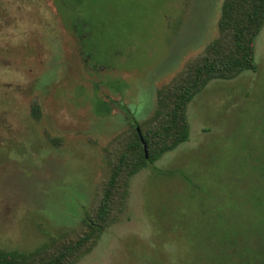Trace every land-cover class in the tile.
Returning a JSON list of instances; mask_svg holds the SVG:
<instances>
[{"label": "rangeland", "instance_id": "obj_1", "mask_svg": "<svg viewBox=\"0 0 264 264\" xmlns=\"http://www.w3.org/2000/svg\"><path fill=\"white\" fill-rule=\"evenodd\" d=\"M223 1L0 0V247L86 230L132 129L108 99L146 124L159 89L218 36ZM74 20L93 30L88 66ZM256 62L193 98L189 140L131 178L123 209L75 264H213L230 237L242 242L264 190V26Z\"/></svg>", "mask_w": 264, "mask_h": 264}, {"label": "trees", "instance_id": "obj_2", "mask_svg": "<svg viewBox=\"0 0 264 264\" xmlns=\"http://www.w3.org/2000/svg\"><path fill=\"white\" fill-rule=\"evenodd\" d=\"M80 1L74 0L75 5H79ZM69 26L82 45L86 65H90L89 56H94L95 48L90 42L93 30H86L79 20L70 22ZM263 26L264 0H224L218 21V36L171 83L159 89L157 109L147 120V128L129 107L108 99V106L113 102L125 112L132 129L125 145L111 154L98 204L92 210L84 211L82 220L86 230L75 240L58 241L30 251L0 247V264H75L88 253L101 238L105 227L118 215L112 214L113 211L123 209L131 178L164 153L189 140L187 107L193 98L212 80L233 79L245 71H257L256 39ZM33 112L36 118L40 117L39 104H33ZM139 131L147 145L148 157ZM258 168L260 185L264 189V154ZM158 171L169 174L181 172L179 169ZM258 211L261 216L259 222L244 230L241 243H238V237H230L228 247L214 257L213 264H228L237 260L238 264H264V190L260 195ZM236 244L240 246L238 250Z\"/></svg>", "mask_w": 264, "mask_h": 264}, {"label": "water", "instance_id": "obj_3", "mask_svg": "<svg viewBox=\"0 0 264 264\" xmlns=\"http://www.w3.org/2000/svg\"><path fill=\"white\" fill-rule=\"evenodd\" d=\"M138 130H139V127H138ZM139 133H140V136H141V140L143 141V144H144L145 154L148 157L149 151H148L147 145H146L145 140H144L143 136L141 135V132L140 131H139Z\"/></svg>", "mask_w": 264, "mask_h": 264}]
</instances>
